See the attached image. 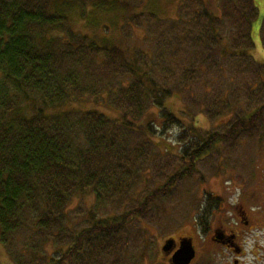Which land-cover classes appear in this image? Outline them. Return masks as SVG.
<instances>
[{"label":"trees","instance_id":"obj_1","mask_svg":"<svg viewBox=\"0 0 264 264\" xmlns=\"http://www.w3.org/2000/svg\"><path fill=\"white\" fill-rule=\"evenodd\" d=\"M146 1L0 0V244L12 264H137L150 229L166 232L153 203L177 181L244 145L264 151V64L249 54L254 0H219V15L182 0L176 20L139 13L120 29L103 23L100 37L72 24ZM114 28L125 38L143 29L146 46L123 51L106 39ZM258 35L264 50V15ZM173 94L181 116L221 124L184 125L166 107ZM86 101L118 117L81 109ZM217 199L204 194L198 210L219 209Z\"/></svg>","mask_w":264,"mask_h":264},{"label":"rangeland","instance_id":"obj_2","mask_svg":"<svg viewBox=\"0 0 264 264\" xmlns=\"http://www.w3.org/2000/svg\"><path fill=\"white\" fill-rule=\"evenodd\" d=\"M87 1L88 0H84V2ZM203 1L205 2L207 9L213 15H219V0ZM181 2L182 0H147L142 7L127 11V15L124 12L123 14L125 16L112 17L115 16V13L118 11L111 13L109 11V13H105V18L104 15L100 14L101 16L98 15V17L90 16L84 19L86 27L80 25L82 20L80 22L75 20L72 22V24L76 30L82 31V33L89 35L96 34L97 30L99 34L96 36L100 37L102 36L100 35V28L103 23H109L111 29L113 25H116L119 28L121 23H123V20L125 21L131 18L132 15L139 13L151 12L161 20H176L177 11L181 5ZM254 5L258 10V17L254 21L252 27V40L254 46L249 51V54L257 63L264 64V50L260 45L258 35L259 26L264 15V0H254ZM94 18L95 25L93 27H95V29L90 28L89 30L88 27ZM133 32L134 36H131V38H125L122 36V33L120 34L117 29H115L113 34L107 36L106 39L115 41L119 45V48L125 52H128V50L131 52L138 47L142 49V47L146 46V43L142 44L143 29L134 28ZM122 37L124 40L123 43ZM165 104L171 113L177 117H180V119L181 117L183 118V120H181L183 121L184 125L192 123L196 128L198 127L209 130L221 124V121H216L213 123L208 122L204 114H197L195 119H193L191 116H181L180 112L184 110V106L181 97L177 96V94H173L169 99L166 100ZM78 106L84 110H97L114 118L118 117V112L111 109L109 105H106L103 102L94 103L91 101H86L85 103H80ZM195 113V111H191L189 114L193 115ZM153 116L154 115H150V117ZM191 120H193V122ZM178 130L179 129L172 128L165 136L163 135L161 139L167 141V143L164 141L163 143L172 144L175 141L174 139L178 133ZM156 147H159L161 150H163L161 145L157 144ZM136 190L137 192L143 194L145 189L140 184ZM171 194L172 195L169 197L160 198L153 203L154 212L164 218V222L166 223V232L163 231L165 234L162 233V235L155 228L150 229L149 236L145 239V241H143L137 252V257L142 255V260L137 262V264H167L165 263V257L168 255H164L162 252L163 245L165 244L166 240H169L170 238L177 239L178 237L183 236L189 237L187 239H191L195 246L199 245L201 249L199 256H215L217 252L216 248L207 243V236L206 238L202 236L200 230L196 226V222L193 223L195 213L200 212V210H198L199 202L203 199L204 194H211L218 198L215 201L218 202L222 200L221 202L223 203H221V207L227 211L234 209L235 205L241 206L244 209H264V151L262 148H251V146L244 145L241 150L231 157V159L222 158L219 165L213 161L211 163L201 162V164L198 165L197 174H194L189 178H181L179 181H177L171 189ZM85 203L87 204L86 201ZM86 204H84V206H86ZM79 205L80 202L74 200L73 203L69 205L70 212H73V210L75 212ZM83 212H85V210H83ZM251 214L252 215L248 216L253 221V226L256 227L257 223L254 221V219L258 218L259 213L252 212ZM229 218H231V216ZM262 218L263 217L261 216L258 219L262 220ZM253 234H257L255 238L259 239V241H264L262 238L263 235H261L259 231L255 230L249 235L243 236L246 246L252 242L253 239L251 238V235ZM180 241L181 239L178 242L180 243ZM0 264H12L1 244Z\"/></svg>","mask_w":264,"mask_h":264},{"label":"flooded vegetation","instance_id":"obj_3","mask_svg":"<svg viewBox=\"0 0 264 264\" xmlns=\"http://www.w3.org/2000/svg\"><path fill=\"white\" fill-rule=\"evenodd\" d=\"M252 212H258V218L254 219L257 226H253V221L248 215ZM206 213L207 216H204ZM196 216L201 217L202 225H197ZM231 216V218H229ZM200 232L207 236V243L214 246L217 250L215 256H199L201 249L192 242L195 256L190 264H264V241H259L255 237L257 234L251 235L252 242L246 246L243 236L249 235L253 231H259L263 235L264 240V209H244L236 206L234 209L227 211L220 207L211 212H196L193 223ZM189 238L187 236L174 239L175 249L179 247V240ZM171 253L165 257V263L170 264Z\"/></svg>","mask_w":264,"mask_h":264},{"label":"water","instance_id":"obj_4","mask_svg":"<svg viewBox=\"0 0 264 264\" xmlns=\"http://www.w3.org/2000/svg\"><path fill=\"white\" fill-rule=\"evenodd\" d=\"M175 242L172 239L166 240L162 247L164 255L172 253L170 264H190L195 256V250L191 239H182L179 247L175 249Z\"/></svg>","mask_w":264,"mask_h":264}]
</instances>
